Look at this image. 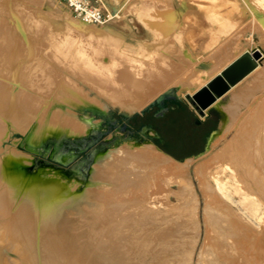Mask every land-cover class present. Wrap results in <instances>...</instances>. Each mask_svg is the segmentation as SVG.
<instances>
[{"label": "rangeland", "instance_id": "1", "mask_svg": "<svg viewBox=\"0 0 264 264\" xmlns=\"http://www.w3.org/2000/svg\"><path fill=\"white\" fill-rule=\"evenodd\" d=\"M106 3L109 10L115 7L113 9L115 13L111 20L104 25L126 24V31L121 28L116 29L119 31L118 33L124 34L127 32L130 36L120 43L115 42V40L100 39L97 36L89 37L83 33L66 36L65 33L58 31L52 22L56 16L68 14L70 18L75 19L69 9L59 0H0V50L15 43L34 46V58L32 59L29 76L35 83V94L47 95L50 93L53 95L55 91L59 93L60 87L63 85L62 81L67 84L71 82L70 86H75L76 89L80 88L87 96L105 106L104 108L88 109L87 115L80 114L85 118L98 121L99 125L95 126L90 131V135L82 142L85 144V148L74 161H70L64 166L58 165L63 170L69 169L67 175L61 174V180L66 181L73 188L80 186L79 188L84 190L87 185L83 181L81 182L77 175L85 177L96 155L106 151L114 143V145L119 146L121 141L137 140V144L140 146L153 144L164 153L172 156L154 142L153 137H157L168 150L179 153L178 148L172 144V138H163L162 135L167 129L168 122L172 120L173 114L177 115V110L181 107L180 104L170 100L164 102V106L174 108L172 110L173 114L171 115V111H168L160 117L154 116L159 110L156 106H153L142 119L137 118L134 122L138 125L140 121L144 125L143 132L136 135L131 130L132 127L136 131V125L134 126V123L125 120L120 115V109L113 106L109 101L108 94L103 93V90L97 86L99 84L98 79H101L103 82L100 81V83L103 84L108 80L112 83V79L118 76L110 74L109 70H117L125 64L126 66L129 65L127 67L137 70L138 75L136 76L139 77L147 79L166 77L171 84L157 92L151 101L167 89L174 88L171 93L172 96L185 104L195 119L208 123L201 153L188 156L191 159L186 163L185 175L182 178L175 176L171 178L169 186H166L168 179H165V189L168 187L171 190L168 205L172 206V209L167 206L170 211L168 212L167 209V211H163L167 212L166 214L169 213V221L173 220L170 228L175 225L179 228L178 226L181 225L180 229H175L180 230L179 234L173 232L176 226L171 229L172 233H177L181 237L176 257L169 260L168 264H198L197 254L201 244L203 241L204 243L207 242L208 246L212 243L209 238V241L207 238L204 239L205 234L207 237L212 236V240H215L221 229L226 230L229 227L233 228V233L238 232V236L235 235L237 233H232L233 238L232 234L229 233L232 238L226 237L225 242L234 243V241H231L233 239L238 242L239 238L247 239L248 235L252 238L251 235L255 233L253 238L254 236L256 238L253 241L247 239L254 244H250V246H253L250 249L252 248L255 252L250 250L249 245L246 246V243L245 246L249 250L245 249L244 252L253 255L254 259H258L257 262L264 260V232L262 231L264 229V0H118L117 2L106 0ZM139 12L143 13L140 16L143 20L150 21L148 26L153 31L148 30L139 22ZM15 17L19 19H15ZM216 20L218 22H215ZM17 22L18 24L21 23L20 27L17 26L18 28L16 27ZM104 25L96 26L101 27ZM24 30L28 32L25 33V37L28 38V41L25 42L23 40L24 33L22 32ZM20 31L21 34L19 35L17 32L20 33ZM4 38L6 41L3 40ZM108 48L115 50V53H119L120 55L117 56L119 58L111 57ZM254 49L263 52L256 64L257 70L247 74L231 86L225 94L217 98L212 107L213 109L200 113L195 104L192 103L190 95L205 86L212 77L220 74L223 69L221 67L225 64L232 63L238 56L250 53ZM58 50L59 53L57 54ZM222 50L225 51V56L231 57L230 61L225 63L222 61L225 59L223 58L224 55L219 56L217 60L218 62L221 61L219 62L221 64L215 63L214 66H211L214 63L211 59L215 58ZM63 63L64 65H62ZM202 63H210V65L202 69L198 67ZM47 65L50 67H44ZM68 67H71L74 72L76 71L77 75L75 73L68 74L66 72ZM47 68H51L52 71ZM54 69H56L55 72ZM57 70L62 76H57L59 75ZM200 70L204 72L212 71V74L207 78H202L199 75ZM192 77L201 78L200 84L193 90L186 89L178 92V88L174 86V83L188 87ZM101 84V87L104 86ZM109 86L112 85L109 84ZM102 88L106 90V87ZM94 110L105 111L106 118L94 115ZM140 110H129L127 112ZM222 110H227L230 116L228 126L225 127L223 132H221L223 129L221 126ZM111 122L114 124L113 126L110 125ZM125 126L129 127L125 128ZM118 128H121V132L112 134ZM215 130H218L219 135L216 137V141L207 147V140ZM24 139L25 133L15 130L10 139L3 140L5 142L0 146V152L14 140L16 148L21 150L24 148L22 147ZM23 150L30 152L29 149ZM88 153H90L91 161L84 170L82 166L88 160ZM37 155L50 162L47 159V154L40 155L38 153ZM185 158L187 157L183 159ZM38 160L39 158L33 164L38 163ZM134 161H131V166L129 165L134 171L142 169L149 171L150 163H146V167H142L144 164L141 162L139 164L137 160L135 163L139 165L136 164V167ZM122 165L124 164L122 163ZM140 166L141 169H139ZM88 177L86 176L85 179H88ZM104 178L106 181L101 182V184L97 183L92 187H88L96 189L97 192H102L106 188L111 190V187H113V193H116L117 189L120 188H117V181L115 180V183L113 180H108L109 177ZM147 181L152 182L151 179ZM208 183L211 188L214 186L213 191H216L219 195H216L213 191L210 192L211 190L209 191V185L206 187ZM183 184L184 188L181 189V192L183 191L184 194L182 193L183 197H181L183 199L180 197V200L176 198V193L180 190L178 186ZM149 187L144 186L140 189L143 192V190L150 189ZM130 188L132 187H126V189ZM235 188H238V190L241 188L247 194L252 195L241 200V202L237 194L233 192ZM205 190H208L211 193L210 195L214 194L208 196L209 192ZM139 193L141 194V191ZM163 197L164 195L159 199L163 200ZM213 199L216 200L212 202ZM215 202L216 205H213L212 203L215 204ZM222 203V207L225 204L232 205L236 212H231V215L229 211H226L228 206H225L226 210L221 207ZM211 205L215 209H211ZM218 209L219 211H217ZM223 210L224 212H222ZM216 212L217 214L220 212L219 216L221 217H214L213 213ZM237 212L240 213V216ZM235 216L239 218H233ZM225 217L232 219L228 220L230 221L228 223L227 221L219 222V220H227ZM234 219L238 220V224L240 223L250 230L251 234L246 237L245 234L249 232L244 233L246 228H241L240 224L238 225ZM231 220L236 225H232ZM221 223L223 225L227 223V227L219 225ZM229 223H231V226H229ZM237 227L241 232L237 230ZM256 228H259L260 233ZM227 230L224 233H227ZM257 231L259 234L256 233ZM239 234L245 236L240 237ZM236 236L238 239H235ZM261 237L263 238L260 239ZM241 241L238 243L240 244ZM236 246V248H233L235 250L230 252L232 257L235 255L234 251L237 255L238 253H244L241 245ZM170 248L174 249V246L172 245ZM216 252L215 249L211 248L208 256L204 259H212ZM167 255L165 252L157 253L154 260L162 261ZM201 263L205 264L204 261Z\"/></svg>", "mask_w": 264, "mask_h": 264}, {"label": "bare ground", "instance_id": "2", "mask_svg": "<svg viewBox=\"0 0 264 264\" xmlns=\"http://www.w3.org/2000/svg\"><path fill=\"white\" fill-rule=\"evenodd\" d=\"M112 1L117 2L118 0ZM142 14V12L138 14L139 22L148 30L153 31L148 26L150 21L143 20L140 17ZM17 18L15 17V19ZM52 22L54 27L65 33L66 36L83 33L89 37L97 36V38L115 40L118 43L130 37L127 32L120 34L116 30L121 28L126 31L127 27L124 23L98 27L83 20L70 18L68 14L56 16ZM215 22H218V20ZM17 26L20 27L21 23L18 24L17 22ZM22 32L24 33L23 40L25 42L28 39L27 36L25 37L28 32L25 30ZM17 33L20 35L21 31ZM33 49L34 46L15 43L0 50V146L4 144L5 141L3 142V140L11 138L15 130L25 133V139L22 143L24 148L21 150L16 148L14 140L3 148L1 152L3 155L0 157V215L7 217L2 227V235L15 256V260L11 264H168L169 260L176 257L181 236L178 235L180 230H175L176 225V227L172 225L175 228H170L173 220L169 221V213L164 212L166 209L169 212L172 207L168 205L171 190L168 187L165 189V179H168L166 186H169V180L174 176L182 178L187 170L186 163L191 157L179 161L161 151L156 145L140 146L137 144V140L121 141L119 146L114 145L96 155L87 170L86 176H89L88 179H85L86 176L77 175V178L81 182L83 181L87 188L84 190L80 189V186L73 188L66 181H62L61 174L67 175L69 169L63 170L58 165L64 166L70 161H74L85 148V144L82 142L90 135V131L99 125L98 121L85 118L80 114L87 115L88 109L104 108L105 106L87 96L80 88L76 89L75 86H70L71 82L67 84L65 81H62L63 85L60 87L59 93L55 91L53 95L50 93L47 95H39L40 93H38L36 95L35 83L29 76L32 59L34 58ZM108 51L111 57L120 55L115 53V50L108 48ZM259 51L262 56L263 52ZM223 55L225 59L222 61L225 63L230 61L231 57L225 56L226 53L222 50L215 58L211 59L214 62L211 66L221 62H218L217 59ZM259 59L257 62H259ZM44 60L46 61V59ZM45 63L47 64V62ZM208 65L210 63H202L198 67L203 69ZM228 65L225 64L221 68L224 69ZM127 66L129 65L127 64ZM127 66L125 64L117 70L107 69L110 74L120 77H112V83L108 80L107 84H103L101 79H96L99 81L97 86L103 90V93L108 94L111 104L117 106L120 110L142 109L157 92L171 84L166 77L147 79L136 76L138 71ZM68 68H66L68 74L75 73L77 75V72L71 70V67ZM48 70L52 71L51 68ZM256 70L257 67L249 73ZM212 71L204 72L200 70L199 75L202 78H207L212 74ZM57 74H59L58 77L62 76L58 70ZM83 74L85 73L83 72ZM200 79L192 77L188 87L176 83H174V86L178 88V92L186 89L193 90L200 84ZM100 81H102L101 83L104 85L102 87H106V90L100 86ZM109 84L112 86H109ZM222 112L221 126L223 129L221 132L228 126L230 119L227 110H222ZM120 132L121 130L117 129L112 134ZM218 135V130L211 133L207 147L216 141ZM23 149H29L30 152ZM38 153L40 155L47 154V159L50 162L39 157ZM38 158V163L33 164ZM134 160H138L139 164L140 162L144 164L141 165L142 167H146L145 164L150 163L149 171L143 169H135L136 171H134L133 168L129 167L131 161ZM138 163H135V166ZM132 166L134 165L132 164ZM141 166L139 169H141ZM104 177H109L108 180L114 182L117 181V188H120L117 189L116 193H113V187H111V190L106 188L102 192H97L96 189L88 187L106 181ZM148 179H151L152 182L149 183ZM204 181L206 182L207 179ZM208 185L210 187L209 183L206 187ZM128 186L132 188L126 189ZM144 186L150 189L142 192L140 188ZM183 186L184 184L178 186L180 190L176 193L177 199L182 196L183 191L181 192V189L184 188ZM212 188L210 187V192L213 191ZM138 190L141 191V194ZM241 190V188L240 190L235 188L233 191L240 198V201L252 195ZM210 192L208 196H212L214 193L219 195L216 191H213L212 195H210ZM162 195H164L163 200L159 199ZM182 197L181 199H183ZM214 200L216 199H213L212 202ZM208 204L210 203L208 202ZM212 204L216 205V202ZM213 205H211V209L214 208ZM167 206H169V209ZM222 208L228 209L225 210L229 211L231 215L236 212L230 204H225ZM235 208L237 207L235 206ZM219 213H213V216L219 218L221 217ZM237 213L240 216V213ZM233 218L236 219L237 216ZM230 219L219 220V222L227 221L228 223ZM235 219L234 221H236ZM227 223L224 224L226 227ZM231 223H229V226H231ZM178 224L180 225V223ZM233 224L236 225L235 222ZM180 226L177 229H180ZM239 226L241 228L245 227L241 224ZM238 227L237 230H240V227ZM173 228L175 231H172L178 234L171 232ZM224 230H220L215 240H212V236L207 237L205 234L204 239L207 238L208 240L209 238L213 243L209 246L217 252L212 259H204L208 256L211 248L207 242L204 243L203 241L197 254L198 264H202V261L205 264H264V260L257 262L258 259H254L253 255L244 252L245 249L249 250L250 247H253L250 246L253 243L248 240L252 239L253 241L256 238V236L253 238L255 233L250 238V235H248L251 234L250 230L246 228L244 232L242 229V233L249 232L245 234L246 237L248 235V240L242 239L243 234H239L241 237L239 239L242 240L240 244L238 243L240 240L235 242L234 239L231 240L234 243H227V241L225 242L226 237H231L229 233H233V228H226L227 233H224L226 232ZM230 230L231 232H229ZM234 230H236L235 227ZM262 231L264 232V229ZM235 233L233 234L238 236V232ZM237 236L235 239H238ZM245 243L246 246L249 245V249L245 246ZM172 245L174 249L170 248ZM236 245H241L244 253H238L237 255L234 251L233 253L236 256L233 254L234 257H232L230 252L235 250L233 248H236ZM160 252H165L168 255L162 261L154 260V256Z\"/></svg>", "mask_w": 264, "mask_h": 264}, {"label": "water", "instance_id": "3", "mask_svg": "<svg viewBox=\"0 0 264 264\" xmlns=\"http://www.w3.org/2000/svg\"><path fill=\"white\" fill-rule=\"evenodd\" d=\"M261 57V52L258 49L252 50L250 53L243 54L238 56L232 63L222 69L221 73L212 77L205 86L197 89L195 92L190 95L192 103L195 104V107L199 110L200 113L204 111H209L213 109L211 106L216 101L217 98L225 94L229 88L239 82L244 78L249 72H251L257 64L258 59ZM174 88L167 89L163 93L159 94L148 105L156 103L160 111H164L166 108L163 105V101L166 98H175L172 96V91ZM148 105L144 106L140 111L145 109ZM120 113H123L127 116H131L135 112H127L119 110ZM94 115L106 118L105 111L94 110ZM112 123V122H111ZM121 130V128H118ZM115 144V143H114ZM113 144V146H114ZM88 153V160L83 163L82 168L86 170L87 165L91 161V157ZM3 153L0 152V157ZM7 217L0 215V264H11L15 260L14 253L10 248L9 244L2 235V227L4 226Z\"/></svg>", "mask_w": 264, "mask_h": 264}, {"label": "trees", "instance_id": "4", "mask_svg": "<svg viewBox=\"0 0 264 264\" xmlns=\"http://www.w3.org/2000/svg\"><path fill=\"white\" fill-rule=\"evenodd\" d=\"M174 101V103L180 104L181 107L177 110L178 113L173 114L172 110L174 108H169L165 106V110L162 112H158L155 114V117L162 116L165 112L171 111V115L173 114L172 120L168 122L167 129L165 133L162 135L163 138L165 137H171L172 138V144L178 148V152H171L168 150L165 146L162 145L161 140L157 137H153L154 142L161 147L164 151L171 154L173 157L182 160L184 157H188L194 154L199 153L202 150L203 142L205 141V132L208 128V123L200 122L197 119H195L192 116V113L189 111V108L183 104L182 102L178 101L176 98H166L164 102L166 101ZM156 106V103H152L148 105L145 109L142 110L141 113L135 112L132 116H127L123 113L120 115L127 121L134 123L136 119L139 120L143 118V116L150 111V109ZM170 113V112H169ZM154 117V118H155ZM209 120V119H208ZM207 120V121H208ZM111 126H113V123H110ZM136 123H134V126ZM129 127V126H128ZM125 126V128H128ZM135 129L133 130L131 127L132 133L139 134L143 132L144 125L139 121L138 125L135 126Z\"/></svg>", "mask_w": 264, "mask_h": 264}, {"label": "built area", "instance_id": "5", "mask_svg": "<svg viewBox=\"0 0 264 264\" xmlns=\"http://www.w3.org/2000/svg\"><path fill=\"white\" fill-rule=\"evenodd\" d=\"M70 11L75 19L83 20L95 25L108 23L114 15L109 10L106 0H59Z\"/></svg>", "mask_w": 264, "mask_h": 264}, {"label": "flooded vegetation", "instance_id": "6", "mask_svg": "<svg viewBox=\"0 0 264 264\" xmlns=\"http://www.w3.org/2000/svg\"><path fill=\"white\" fill-rule=\"evenodd\" d=\"M165 101V100H164ZM164 101H163V104H164ZM158 110L160 111L159 107L157 106Z\"/></svg>", "mask_w": 264, "mask_h": 264}, {"label": "crops", "instance_id": "7", "mask_svg": "<svg viewBox=\"0 0 264 264\" xmlns=\"http://www.w3.org/2000/svg\"><path fill=\"white\" fill-rule=\"evenodd\" d=\"M213 107V106H212ZM207 142H208V140H207ZM207 144V143H206ZM205 147H206V145H205ZM205 149V148H204ZM201 153V152H200Z\"/></svg>", "mask_w": 264, "mask_h": 264}]
</instances>
